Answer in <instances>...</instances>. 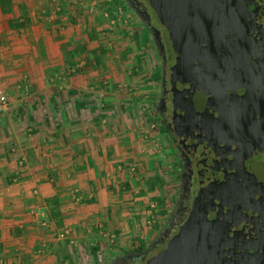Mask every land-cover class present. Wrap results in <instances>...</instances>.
Segmentation results:
<instances>
[{"label": "crops", "instance_id": "1", "mask_svg": "<svg viewBox=\"0 0 264 264\" xmlns=\"http://www.w3.org/2000/svg\"><path fill=\"white\" fill-rule=\"evenodd\" d=\"M66 2L75 3L76 16L81 5L76 0H0V98L7 100L6 106L0 102V264H98V242L109 236L102 227L116 229L123 238L131 211L142 209L116 201L111 179L121 177L117 171L124 165L137 162L148 163L143 177H159L155 163L163 156L165 134L148 133L157 77L145 48V29L116 7L96 10L97 17L110 18H103L112 35L105 43L109 62L119 58L143 69L138 77H123L137 87L120 106L127 122L117 145L90 120L98 96L95 77H66L72 62L90 53L93 63L100 55L84 44ZM118 69L107 64L105 72L117 81ZM54 77L57 90L50 86ZM109 94L114 90L107 99ZM74 106L89 117L71 127L63 116ZM137 145V153L131 152ZM63 230L65 238L57 234ZM133 235L128 239L136 247L141 235Z\"/></svg>", "mask_w": 264, "mask_h": 264}, {"label": "water", "instance_id": "2", "mask_svg": "<svg viewBox=\"0 0 264 264\" xmlns=\"http://www.w3.org/2000/svg\"><path fill=\"white\" fill-rule=\"evenodd\" d=\"M149 2L176 57L173 117L199 191L147 264H264V0ZM151 32L166 65L161 33ZM159 104L166 108L165 95ZM180 193L178 205L184 176Z\"/></svg>", "mask_w": 264, "mask_h": 264}, {"label": "rangeland", "instance_id": "3", "mask_svg": "<svg viewBox=\"0 0 264 264\" xmlns=\"http://www.w3.org/2000/svg\"><path fill=\"white\" fill-rule=\"evenodd\" d=\"M76 1L77 4H81L79 12L76 16H74V10H78L74 8V2H72L71 4H68V2H66L65 11L67 15L69 14V17L73 18V20L76 18V22L79 25L80 30H82L81 39L84 37V44H86L87 46L92 44L93 47L97 49L96 51L100 55L97 61H95L96 59L93 60V63H91V58L93 57L90 55V53L87 54V58L83 57L84 59L81 62L77 60V63L79 62L78 64L76 63V61L72 62L71 67L68 69L69 74L66 75V77H95L96 82L93 83L92 87L98 92V96L96 98V105L93 107L90 120L92 118L94 119V123L96 124L99 132L107 131L112 137L116 138L114 143L117 144V142L120 141L119 138L122 134L121 130L124 124L127 122V120L125 119L127 115L121 113L120 106H122L123 103L125 104V102L123 101H127V95L133 94L134 91L132 92L130 91V89L136 86L134 83L124 82L123 77H138L143 74V69L138 66L130 65L128 61H122V59L119 60V58H115V63H113V60L109 62L106 57L108 52L106 45L108 40L111 43L112 35L108 34L110 31L106 29V24L103 18H105L106 20L109 17L104 14V17H97L96 10H98V14H100V12L104 11H116L114 10L116 7L117 11H120L121 14L123 13L131 15L137 21V24H139L141 28L145 29V32L147 34L148 42L145 41V48L149 53L147 54L152 56V67L154 68V74L157 77L155 103L148 110L150 117H152L150 120H147V124H149L151 128L148 133L152 134L155 130H159L163 133V121L160 118L158 111V103L161 97L163 83L161 77L162 62L155 45L153 35L147 30L146 27H144V24L140 21L139 17L130 10L128 5L123 0H113V2H111L110 0ZM112 7L114 8L112 9ZM118 15H120V13ZM131 27H133V25ZM92 36L93 39H91ZM114 46L115 45H113L112 48H114ZM119 61H121V63ZM107 64H110V66L114 65L115 70L117 69V67L120 69H118L119 72L117 71V81L110 75L106 74L105 68L107 67ZM59 84L60 83L58 82V78L54 77V81L50 83V86H54L57 90ZM113 90L114 95L109 94V99H107L106 94L110 91L113 92ZM73 104H75V102H73ZM79 110L80 108L77 106L70 107L69 109H67V115L63 116V120L64 117H66V120L68 123H70L71 127L85 122V118L89 117V115L86 114L87 112L82 113ZM60 118H62V116L59 117V115L57 114L56 123H59V121L61 120ZM164 134V141L162 144V150L164 151L163 156H161L160 162L156 160L155 163L159 165L156 167H160V169H158L157 171L159 177L154 176V174L153 176H149L147 178L143 177L145 174L149 173L148 163L143 162L140 164L137 162L136 164L132 163L131 166L124 165L125 167L123 166L122 170H118L117 172H119L118 174H121V177L106 179H111L113 181L111 191H113V196L116 197V201H118L120 204L125 201L124 204H129L132 210H135L137 208L135 206L142 207V209L131 211V220H129L131 226L129 227V231L128 229L125 231V235L123 238L121 237V233L118 235L116 234V229L107 230L106 226L102 227L101 230H103V232L105 233L104 235L108 233L109 236L104 237L106 239L102 242H98L99 247L97 246V249L101 254V258L99 259L98 264H112L115 259L125 254L135 251L141 253L148 247L153 248L150 258H153L162 251V246L155 248V244L158 237L166 229L168 222L173 217L176 211V207L181 194L180 189L182 177L180 169L181 162L179 159V155L176 152L177 149L174 145L173 137L169 138V134ZM137 142L139 143V141ZM152 142L154 143L153 140L151 141V143ZM158 144L161 145L160 142H158ZM160 145L159 147H161ZM138 146L139 145H137L135 149H132L131 152L135 150V152L137 153ZM165 151L167 152L165 153ZM124 169H128L130 172H127L126 170V173L123 174V172H125ZM79 195L81 196V194ZM86 201L89 202L90 198L85 199L82 202ZM66 231L67 230H63L60 233L58 232L57 234L59 236L61 234L66 235ZM133 234H136L137 238L141 235L140 244L136 246L138 248L136 250H132L136 247L132 246L133 241H130V239H128L130 235L132 236ZM158 243L159 241L157 242V245Z\"/></svg>", "mask_w": 264, "mask_h": 264}, {"label": "flooded vegetation", "instance_id": "4", "mask_svg": "<svg viewBox=\"0 0 264 264\" xmlns=\"http://www.w3.org/2000/svg\"><path fill=\"white\" fill-rule=\"evenodd\" d=\"M131 11H133L140 19V21L144 24L149 32L151 29H157L161 33L162 41L166 48L167 55V64L164 65L163 58H161L162 62V93L159 99V103L165 95L166 100V108H163L162 105H158L159 115L163 121V124L168 129V134L173 137L174 145L177 149V153L179 155V159L181 162V176H184V187L186 190V195L184 196L183 202L181 205L177 204L176 211L173 217L168 222L166 229L161 233L158 237L159 243L155 248L162 246V250L165 249L169 240H171L176 234H178L180 228L187 221L189 214L192 210V205L194 203L195 198L198 196L199 191V177L197 173V168L195 165L194 157L190 151V148L184 143L180 138L179 129L175 123L173 117V108H172V100H173V92L170 85V70L176 64V57L172 50V45L169 40L168 32L161 25L160 20L158 19L155 12L150 7L149 0H123ZM142 17L144 21H142ZM150 26V28L148 27ZM154 36V34L151 32ZM154 39V37H153ZM165 85V87H164ZM177 140V141H176ZM192 160V164H188L186 161L187 158ZM181 196V194H180ZM180 199V198H179ZM153 248L148 247L141 253L131 252L125 254L117 259L112 264H147V262L151 259V253Z\"/></svg>", "mask_w": 264, "mask_h": 264}, {"label": "built area", "instance_id": "5", "mask_svg": "<svg viewBox=\"0 0 264 264\" xmlns=\"http://www.w3.org/2000/svg\"><path fill=\"white\" fill-rule=\"evenodd\" d=\"M0 102H1L3 105H5V106L7 105V100H6L5 97H1V98H0ZM60 237H61V238H65V234H61Z\"/></svg>", "mask_w": 264, "mask_h": 264}, {"label": "trees", "instance_id": "6", "mask_svg": "<svg viewBox=\"0 0 264 264\" xmlns=\"http://www.w3.org/2000/svg\"><path fill=\"white\" fill-rule=\"evenodd\" d=\"M163 127H164V128H163V132H164V133H168V129H167V127H166L164 124H163Z\"/></svg>", "mask_w": 264, "mask_h": 264}]
</instances>
